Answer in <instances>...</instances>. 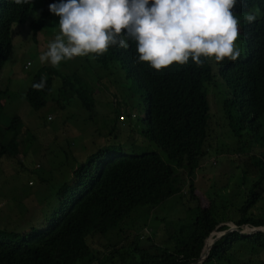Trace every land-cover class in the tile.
<instances>
[{
	"label": "trees",
	"instance_id": "trees-1",
	"mask_svg": "<svg viewBox=\"0 0 264 264\" xmlns=\"http://www.w3.org/2000/svg\"><path fill=\"white\" fill-rule=\"evenodd\" d=\"M55 2L41 0L38 17L31 19V0L27 4L0 0V109L8 94L1 79L13 50V24L24 25L35 36L52 14L49 4ZM246 12L256 13V22L248 24ZM235 14H243L238 17L236 44L241 55L236 61L204 59L197 66L190 59L156 70L149 62H136L134 43L128 50L110 47L103 55L87 57L98 80L104 76L97 70L127 69L125 76L132 77L141 95L129 114L139 119L137 131L160 151L125 148L136 129L128 125L126 138H119L124 112L112 108L114 116L106 121L109 126L102 136L110 141L114 135L117 140L105 141L75 164L70 178L58 185L55 202L40 223L24 230L0 226V264H190L203 251L205 238L215 229L227 228L228 221L238 228L217 238L206 257L195 264H264V210L253 211L259 201L264 202V0H242ZM54 76L60 81L53 87ZM118 77L113 73L115 82ZM41 78L46 79L45 88H32ZM83 83L77 70L70 75L40 67L24 98L34 110L47 100H55L64 110L76 98L79 110L85 111L83 117L95 121V90L91 84L88 87L90 82ZM211 88L219 104L217 118L211 110ZM122 91L129 96L126 87ZM99 120L95 128L101 134ZM20 125L19 115L14 114L0 126V156H18L19 146L24 145ZM219 125L234 142L231 148L218 138ZM213 147L227 161L217 174L226 177V183L202 190L206 197L202 203L194 193L198 186L192 176ZM233 175L238 190L232 188L234 193L226 197ZM175 194L180 214L150 215L155 203ZM236 194H241V201H233ZM138 211L140 219L135 215ZM150 219L159 222V231L147 229ZM244 225L262 229L245 232Z\"/></svg>",
	"mask_w": 264,
	"mask_h": 264
},
{
	"label": "rangeland",
	"instance_id": "rangeland-1",
	"mask_svg": "<svg viewBox=\"0 0 264 264\" xmlns=\"http://www.w3.org/2000/svg\"><path fill=\"white\" fill-rule=\"evenodd\" d=\"M40 8L41 0H31L29 17L31 19L38 17ZM238 17H243V14H239ZM58 24L59 17L52 13L41 28L36 31L35 36L31 29L24 25L13 24L12 26V30H15L13 31L15 32V34L13 33V50L2 70L1 81L3 86L8 88V94L3 100L4 106L0 109V126L7 124L12 115L18 114L20 126H22L20 136L24 145L19 146L18 156L9 154L0 156V226L24 230L43 220L44 212L55 202L58 185L70 178L71 170L75 164L84 160L89 153L109 140L102 135L109 126L106 121L114 116L113 109L124 112L120 117L122 124L119 128V138H126L130 127L128 125L136 129L130 137V141L127 142L128 144H125V148L130 150V146H133L136 150H159L147 135L137 131L140 127L139 119L129 114L132 104L135 105L138 100H141V95L132 77L128 74L125 76L127 69L115 66L112 70H97V73L100 72V75L104 76L98 80L94 73V67L88 65L90 62L87 57L91 54L63 61L58 69L70 75L77 70V73L84 79L83 85L86 82L87 84L90 82L88 87L90 84L93 85L96 102L92 113L95 116V121L102 119L99 120L101 134L95 128L97 123L94 120H87L83 117L85 111L84 109L79 110L80 106L76 98H73L70 105L64 110L59 109L55 100H47L46 105L37 110L27 103L24 92L30 84L33 74L40 67H52L50 63L42 64L39 61V55L47 50L48 43L59 33ZM27 60L31 63L30 67L29 64L24 66ZM76 64L78 66L75 69ZM113 73L119 76L118 82L113 80ZM58 81H60L59 76H54L52 86L58 85ZM122 87L127 88L129 96L122 91ZM55 92L57 91L53 93ZM216 92L221 94L220 88H216ZM209 97L211 110L217 118L219 104L212 88L209 90ZM48 114L51 117L49 119L47 118ZM66 115H70L69 120ZM71 120L75 123L72 124ZM217 135L218 138L225 141L226 145L228 144L229 148L234 146V142H231L222 126L217 128ZM110 138L111 140L108 142L117 140L114 139V135H111ZM133 140L137 143L136 145L130 143ZM23 147L25 151L22 150ZM215 151L214 147L210 148L195 175L192 176V182L198 186L194 188V193L202 203L206 198L202 190L211 189L210 186L213 183L217 186L226 183V177L219 178L217 174L218 171L224 169L227 161L220 152ZM236 178L233 175L231 186L226 190V197H231V194L238 190L237 185L233 183ZM189 182L190 180L186 183L185 189L188 188ZM240 193L242 194V192ZM237 194L232 199L235 198L239 202L241 194ZM178 199V194H175L168 196L165 202L155 203L150 208V215L175 217L182 212L179 211L181 209L176 202ZM262 210H264V202L259 201L253 211L260 212ZM135 215L140 219L139 211ZM227 223L232 224L230 221ZM249 227V225H244V229ZM159 228V222L156 219H150L147 229L157 232ZM98 241L99 238L96 239L95 245L99 244Z\"/></svg>",
	"mask_w": 264,
	"mask_h": 264
},
{
	"label": "clouds",
	"instance_id": "clouds-1",
	"mask_svg": "<svg viewBox=\"0 0 264 264\" xmlns=\"http://www.w3.org/2000/svg\"><path fill=\"white\" fill-rule=\"evenodd\" d=\"M27 4L29 0H14ZM242 0H58L49 11L59 17V33L41 52L39 61L58 68L80 56L103 55L110 47L128 50L135 44L136 62H149L161 70L190 59L236 61L241 49L236 41L240 20L235 14ZM248 24L257 14L246 12ZM203 58V59H202ZM28 62V63H27ZM31 66L29 60L25 67ZM46 79L33 83L43 90Z\"/></svg>",
	"mask_w": 264,
	"mask_h": 264
},
{
	"label": "water",
	"instance_id": "water-1",
	"mask_svg": "<svg viewBox=\"0 0 264 264\" xmlns=\"http://www.w3.org/2000/svg\"><path fill=\"white\" fill-rule=\"evenodd\" d=\"M238 227L235 225V224H229V226L225 229H222V230H213L206 238H205V241H204V245H203V251L201 252L200 256L198 257L197 260L191 262L190 264H195L197 261H201L203 258L206 257V255L208 254V251L209 249L211 248L213 242L219 238L222 234H224L226 231L228 230H231V229H237ZM258 229H262L261 226H254V228H251L250 230L249 229H244L245 232H252L254 230H258ZM211 236V243L210 245L205 248V243H206V240Z\"/></svg>",
	"mask_w": 264,
	"mask_h": 264
},
{
	"label": "bare ground",
	"instance_id": "bare-ground-1",
	"mask_svg": "<svg viewBox=\"0 0 264 264\" xmlns=\"http://www.w3.org/2000/svg\"><path fill=\"white\" fill-rule=\"evenodd\" d=\"M210 241H211V236L207 240L206 248L210 245Z\"/></svg>",
	"mask_w": 264,
	"mask_h": 264
},
{
	"label": "built area",
	"instance_id": "built-area-1",
	"mask_svg": "<svg viewBox=\"0 0 264 264\" xmlns=\"http://www.w3.org/2000/svg\"><path fill=\"white\" fill-rule=\"evenodd\" d=\"M28 63V62H27ZM48 118H51L50 115L47 116ZM254 228V226H250L248 229Z\"/></svg>",
	"mask_w": 264,
	"mask_h": 264
}]
</instances>
